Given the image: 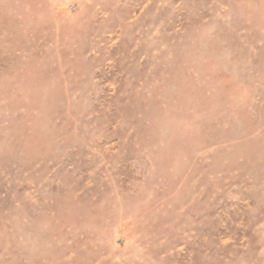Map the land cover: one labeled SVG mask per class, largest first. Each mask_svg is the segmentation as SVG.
I'll return each mask as SVG.
<instances>
[{
    "label": "rangeland",
    "instance_id": "1",
    "mask_svg": "<svg viewBox=\"0 0 264 264\" xmlns=\"http://www.w3.org/2000/svg\"><path fill=\"white\" fill-rule=\"evenodd\" d=\"M0 264H264V0H0Z\"/></svg>",
    "mask_w": 264,
    "mask_h": 264
}]
</instances>
